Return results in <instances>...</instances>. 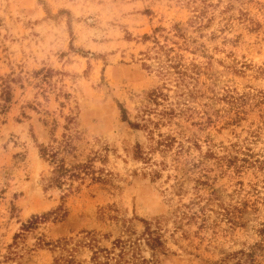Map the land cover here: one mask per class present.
I'll use <instances>...</instances> for the list:
<instances>
[{
    "label": "rangeland",
    "instance_id": "1",
    "mask_svg": "<svg viewBox=\"0 0 264 264\" xmlns=\"http://www.w3.org/2000/svg\"><path fill=\"white\" fill-rule=\"evenodd\" d=\"M44 147L79 176L53 184ZM118 241L264 264V0H0V264Z\"/></svg>",
    "mask_w": 264,
    "mask_h": 264
},
{
    "label": "trees",
    "instance_id": "2",
    "mask_svg": "<svg viewBox=\"0 0 264 264\" xmlns=\"http://www.w3.org/2000/svg\"><path fill=\"white\" fill-rule=\"evenodd\" d=\"M164 46H159L158 49H164ZM167 55L170 53L171 50H167L165 49ZM149 56V55H147ZM150 57V56H149ZM163 62L160 63V66L156 69L158 74L161 75L162 77H164L166 79V77L171 76V69L174 68V65L170 66L167 65V67H165ZM148 68L151 67V65L145 64ZM177 67V66H176ZM152 68V67H151ZM180 72V71H179ZM165 84H167V82H165ZM179 86V85H177ZM9 89L10 86L7 85V89H5V95H4V102L7 103L9 102L10 98L8 96L9 94ZM152 93V97L151 99H157V93L162 94V92H158L156 90H154ZM4 103V104H5ZM2 105V107H4L5 105ZM134 126H143L145 128H149L148 125V119H145V122L143 123V125H141L140 123H133ZM151 131V129H149ZM152 132V131H151ZM70 146V143L67 141L64 144L65 148H68ZM60 149V148H59ZM60 152L59 151H55L54 148H46L44 147L42 149V154L45 157H49L52 159V162L56 163V161L61 162L58 165V168L55 169V174L54 176L51 178V182L55 185H61L63 184L67 179H73L79 176V174L76 172V170H71L68 169L63 160L59 161L58 159V154ZM148 242L149 244H153V246H155L154 244H156L157 242H159V240L153 237V233L151 231V229L148 230ZM95 240L93 239L92 242V238L90 239V242L88 243L89 245H95ZM115 248L119 249V252H115L114 250L111 249H107V248H98L97 250L94 251V255L92 257V264H146V260H142L140 261H135L132 258L128 257V252H127V247L126 244L123 241H118L115 244Z\"/></svg>",
    "mask_w": 264,
    "mask_h": 264
}]
</instances>
